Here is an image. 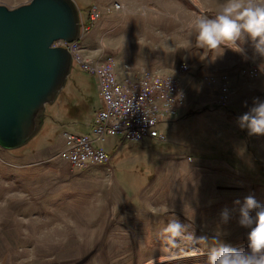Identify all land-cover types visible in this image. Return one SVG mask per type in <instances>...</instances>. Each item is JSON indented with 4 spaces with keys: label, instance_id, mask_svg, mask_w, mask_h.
I'll return each instance as SVG.
<instances>
[{
    "label": "rangeland",
    "instance_id": "1",
    "mask_svg": "<svg viewBox=\"0 0 264 264\" xmlns=\"http://www.w3.org/2000/svg\"><path fill=\"white\" fill-rule=\"evenodd\" d=\"M29 1L0 4L13 8ZM74 1L85 17L97 5L100 17L93 28L108 24L112 32L122 31L124 21L128 26L145 24L154 13L176 19L169 10L177 4L192 18L198 14L189 0ZM116 2L124 3L126 11L115 9ZM223 2L202 0V5L214 15ZM93 28L83 40L90 51L95 48L86 38ZM97 39L103 47V35ZM244 47L246 55L231 50L230 59L245 88L258 87V92L236 95L231 87V100L227 105L215 102L217 111L201 110L162 123L165 141H125L111 164L96 165L89 180L82 172L87 168L75 170L56 152L64 131L91 133L104 105L97 77L74 62L64 88L46 105L38 133L21 147L0 146V264H208V255L172 258L178 249L198 246L207 252L199 243L177 248L165 239L163 229L173 215L191 224L196 237H207L208 247L215 246L217 232L226 233L220 239L231 246L246 243L250 229L239 225V208L248 195L264 203V135H259L258 146L257 135L238 126L237 117L246 111L233 100H264V73H240L260 63L251 42ZM115 140L109 137L104 147L114 150ZM43 150L44 156L33 158ZM173 163L190 167L176 171ZM225 209L226 221L221 215Z\"/></svg>",
    "mask_w": 264,
    "mask_h": 264
},
{
    "label": "built area",
    "instance_id": "2",
    "mask_svg": "<svg viewBox=\"0 0 264 264\" xmlns=\"http://www.w3.org/2000/svg\"><path fill=\"white\" fill-rule=\"evenodd\" d=\"M114 8L125 12L127 6L116 2ZM80 12V34L78 39L67 41L58 39L53 46L66 47L76 62L86 72L94 74L99 82L103 107L97 110L91 133L64 131L62 146L58 155L72 167L111 164L116 149L125 141L139 142L147 138L165 141L167 139L162 123L178 119L188 106L187 85L179 76L155 70L133 72L131 66L123 64L119 70L115 56L104 49L90 51L84 44L87 33L100 17L97 5L89 8L85 17ZM191 67L183 62L180 72H190ZM254 76L260 74L258 67L242 69ZM211 80L212 76H205ZM219 103L227 105L231 100V86L227 74L221 77ZM117 137L114 150L109 151L104 143L109 137Z\"/></svg>",
    "mask_w": 264,
    "mask_h": 264
},
{
    "label": "water",
    "instance_id": "3",
    "mask_svg": "<svg viewBox=\"0 0 264 264\" xmlns=\"http://www.w3.org/2000/svg\"><path fill=\"white\" fill-rule=\"evenodd\" d=\"M80 34L74 0L0 4V146L15 149L31 140L71 72L73 57L54 41Z\"/></svg>",
    "mask_w": 264,
    "mask_h": 264
},
{
    "label": "crops",
    "instance_id": "4",
    "mask_svg": "<svg viewBox=\"0 0 264 264\" xmlns=\"http://www.w3.org/2000/svg\"><path fill=\"white\" fill-rule=\"evenodd\" d=\"M162 1L159 0V2ZM158 10L156 9V12ZM169 11L177 15V18H159L158 14L154 13L142 25H136L135 22H132L133 25L128 26V22L124 21L122 24L124 28L120 29L122 31L119 32L109 31L108 24H100L93 28L91 35L88 34L87 43H89L90 39L95 48L94 51L104 49L108 53L113 54L119 70H122L123 64L127 63L133 71L155 70L179 76L180 80L187 85L189 106L178 119L171 123H175L180 118L195 114L201 110L207 114L214 110L217 111L219 108L215 105V102H218L221 95V77L225 73H229L231 87L233 91L237 92L236 95L242 94L243 91L248 92V94L258 92V87L245 88L247 83L243 84L245 80L232 65L230 59L231 49H225L222 56L215 58L211 52L198 48L196 33L182 29V26L191 21L192 15L187 14L186 10L180 8L178 4ZM101 34L103 35V47H101L100 40L97 39ZM188 43L191 45L190 48L181 47ZM183 62L190 65V72L179 71V66ZM240 73H243L242 69ZM205 76H212L213 78L205 80ZM237 99L233 100L235 103L233 104L243 109L245 107V111H248L249 107L253 105V102L243 104L239 98ZM114 138H116L114 142L116 143L118 138ZM258 139L259 135H257V144L259 146ZM61 145L62 141L56 147L57 153ZM262 151L264 152V150ZM32 155L33 158H41L45 155V152L43 150ZM68 165L72 167L70 164ZM96 165H92L93 167L88 166L91 168L87 167V169L85 168L86 170L82 171L87 180H89V173L93 172L92 176H94V173L97 172L95 168L98 166ZM72 168L75 170L81 169ZM84 185L89 192V181L85 182Z\"/></svg>",
    "mask_w": 264,
    "mask_h": 264
},
{
    "label": "clouds",
    "instance_id": "5",
    "mask_svg": "<svg viewBox=\"0 0 264 264\" xmlns=\"http://www.w3.org/2000/svg\"><path fill=\"white\" fill-rule=\"evenodd\" d=\"M189 2L198 14L187 24L186 30L196 33L198 48L211 52L215 58L222 56L225 49L246 55L244 45L250 41L255 57L260 60L258 70L264 73V0H224L214 15L204 10L202 0ZM181 47L190 48L191 45L188 43ZM237 123L241 129H247L250 136L264 135V100L254 98L248 111L237 117ZM235 203L240 204V201ZM239 213V225L250 229L248 250L236 249L225 243L220 239L226 235L223 232H217L213 238L215 246L208 247L207 237H196L192 225L181 223L175 215L169 218L163 234L177 248L196 243L203 245L207 249L208 264H264V203L248 195ZM221 215L226 221L228 210L225 209ZM192 253L203 254V250Z\"/></svg>",
    "mask_w": 264,
    "mask_h": 264
},
{
    "label": "bare ground",
    "instance_id": "6",
    "mask_svg": "<svg viewBox=\"0 0 264 264\" xmlns=\"http://www.w3.org/2000/svg\"><path fill=\"white\" fill-rule=\"evenodd\" d=\"M246 53H247V51H246ZM170 158H172V159L175 158L176 159L177 157L176 156H171ZM182 164H184V166H182ZM182 164L175 163L174 164V169L176 171H181V172L187 171L189 164H187V163H182ZM210 186L212 187L211 184H210ZM232 247H234L236 249L248 250V241L246 243L242 244V245L232 246ZM200 250L201 249L198 246L193 248V249H188V250L178 249L177 251L172 253V258L176 257L178 261H184V260H189L191 258H197V257L200 258V257H203L205 255H208V253L204 252V251H203V254H194V253H192L193 251L199 252ZM166 260H169V259H166Z\"/></svg>",
    "mask_w": 264,
    "mask_h": 264
}]
</instances>
